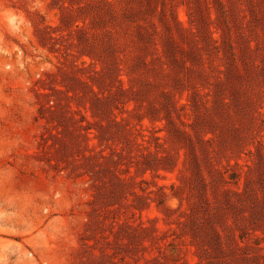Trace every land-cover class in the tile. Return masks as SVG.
<instances>
[{
    "label": "rangeland",
    "instance_id": "1",
    "mask_svg": "<svg viewBox=\"0 0 264 264\" xmlns=\"http://www.w3.org/2000/svg\"><path fill=\"white\" fill-rule=\"evenodd\" d=\"M0 264H264V0H0Z\"/></svg>",
    "mask_w": 264,
    "mask_h": 264
}]
</instances>
